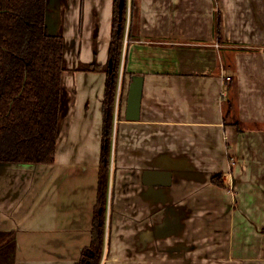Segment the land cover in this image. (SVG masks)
Instances as JSON below:
<instances>
[{
    "label": "crops",
    "instance_id": "obj_1",
    "mask_svg": "<svg viewBox=\"0 0 264 264\" xmlns=\"http://www.w3.org/2000/svg\"><path fill=\"white\" fill-rule=\"evenodd\" d=\"M134 1L106 262L264 264V0ZM49 3L47 29L65 40L56 156L0 163V264H75L91 241L105 73L77 69L106 65L113 0ZM146 171L171 185H145ZM218 173L226 188L210 183Z\"/></svg>",
    "mask_w": 264,
    "mask_h": 264
},
{
    "label": "trees",
    "instance_id": "obj_2",
    "mask_svg": "<svg viewBox=\"0 0 264 264\" xmlns=\"http://www.w3.org/2000/svg\"><path fill=\"white\" fill-rule=\"evenodd\" d=\"M113 0L112 27L105 66L92 63L79 66L83 72H104L102 131L97 196L91 225V241L75 264H100L108 250L112 210L110 166L115 141V119L119 117L121 93L126 81L125 56L135 24L136 4ZM49 0H0V163L51 165L55 161L63 94L65 40L50 35L46 27ZM127 31V32H126ZM127 40L124 49V40ZM119 98L116 110L118 86ZM238 124V123H237ZM236 124V125H237ZM239 129V128H238ZM224 175L210 183L226 188ZM264 232V230H263ZM8 248L14 234H7ZM12 263V261H11Z\"/></svg>",
    "mask_w": 264,
    "mask_h": 264
},
{
    "label": "water",
    "instance_id": "obj_3",
    "mask_svg": "<svg viewBox=\"0 0 264 264\" xmlns=\"http://www.w3.org/2000/svg\"><path fill=\"white\" fill-rule=\"evenodd\" d=\"M52 0H49V2ZM50 4V3H49ZM123 0L119 4L120 12L123 9ZM49 10V5H48ZM48 16V11H47ZM46 27L48 28V22L46 17ZM50 35H54L48 31ZM143 90V77L133 76L128 88L127 104L125 110V119L129 121H136L140 117L141 97ZM171 173L166 171H146L143 174V182L149 186H170L171 185Z\"/></svg>",
    "mask_w": 264,
    "mask_h": 264
},
{
    "label": "rangeland",
    "instance_id": "obj_4",
    "mask_svg": "<svg viewBox=\"0 0 264 264\" xmlns=\"http://www.w3.org/2000/svg\"><path fill=\"white\" fill-rule=\"evenodd\" d=\"M55 1V0H54ZM54 6H57V3H55V5ZM129 7H130V3H128V5H127V20H128V18H129ZM51 9L53 8V6H51L50 7ZM51 12V11H50ZM51 18V16H49V19ZM93 49L95 50L96 49V45H93ZM249 136H251V135H249ZM247 141H248V139H247ZM241 142H244L243 140H241ZM108 217H110V214L108 213ZM107 249H108V247H107ZM108 253H109V251L108 250H105L104 251V254H103V256H102V260H101V263L100 264H107V260H106V257L108 256ZM9 264H11V261L9 262Z\"/></svg>",
    "mask_w": 264,
    "mask_h": 264
},
{
    "label": "built area",
    "instance_id": "obj_5",
    "mask_svg": "<svg viewBox=\"0 0 264 264\" xmlns=\"http://www.w3.org/2000/svg\"><path fill=\"white\" fill-rule=\"evenodd\" d=\"M126 32H127V31H126ZM126 43H127V40H126V38H125V40H124V49H125ZM119 88H120V83H119V86H118V92H117V99H116V110H115V114L117 113V105H118V98H119ZM107 222H108V217H107Z\"/></svg>",
    "mask_w": 264,
    "mask_h": 264
},
{
    "label": "flooded vegetation",
    "instance_id": "obj_6",
    "mask_svg": "<svg viewBox=\"0 0 264 264\" xmlns=\"http://www.w3.org/2000/svg\"><path fill=\"white\" fill-rule=\"evenodd\" d=\"M108 213H109V210H108Z\"/></svg>",
    "mask_w": 264,
    "mask_h": 264
}]
</instances>
